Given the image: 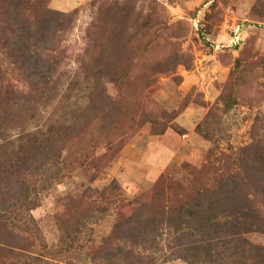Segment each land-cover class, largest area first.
<instances>
[{
	"label": "rangeland",
	"instance_id": "374dc122",
	"mask_svg": "<svg viewBox=\"0 0 264 264\" xmlns=\"http://www.w3.org/2000/svg\"><path fill=\"white\" fill-rule=\"evenodd\" d=\"M260 135L264 0H0V205L38 231L31 264H192L174 226L209 215L212 184L264 247Z\"/></svg>",
	"mask_w": 264,
	"mask_h": 264
},
{
	"label": "trees",
	"instance_id": "16d2710c",
	"mask_svg": "<svg viewBox=\"0 0 264 264\" xmlns=\"http://www.w3.org/2000/svg\"><path fill=\"white\" fill-rule=\"evenodd\" d=\"M48 11L40 10V15L46 16ZM38 15V17H41ZM130 72H127L123 77H126ZM30 99L27 102L26 108H30L32 103L36 102V99ZM43 97L41 96V99ZM14 107H19L21 104L16 101L10 102ZM6 104V103H5ZM23 106V105H22ZM5 114V113H2ZM260 137V145L263 143L264 136ZM33 144L36 143L35 138L30 139ZM256 151L260 153L261 169L264 173V153L260 149L256 148ZM39 157L44 167L54 161V157L47 153L44 147L39 151ZM21 165L20 169L21 170ZM43 170V168H41ZM45 173V172H44ZM212 182L215 184V180ZM163 190H167L172 184L171 180L167 178H161ZM220 181H218V184ZM211 191L200 192L197 195L201 196L205 193H211L210 199V212L206 218H202L197 221L196 225L182 224V226H174L173 233L178 236L180 240L185 242L174 243L178 251L185 252L189 258L188 262L192 261V264H264V247L252 244L247 236L253 232H259L257 230V221L260 219L259 213L251 209H244L239 212H226L217 211L216 209L221 205L223 199L214 192V186H209ZM213 188V189H212ZM26 201V196L23 198V202ZM2 202V200H0ZM23 207L22 201L16 199L12 208H6L4 205H0V264H31L36 261L33 257L28 255L30 251V239L34 238L37 232L30 228H21L14 226L10 221V215L19 213V210ZM193 209L186 210V207H171L169 214L178 216V219H190ZM193 218L197 215L193 213ZM160 216H164L162 210ZM203 217V216H202ZM163 223H165L163 221ZM170 226V225H169ZM171 227V226H170ZM122 225H117L114 228V233L121 230ZM136 233L141 234V230L137 229ZM142 235V234H141ZM25 236V237H24ZM191 238H197L196 241H192ZM118 240V247L122 243L129 242V238H116ZM192 241V242H187ZM195 242V243H194ZM175 249V248H174ZM119 248L116 249V254L112 255L111 259L106 258L103 264H132L124 259H118L117 253ZM92 254H90L91 256ZM38 261V260H37ZM95 259H91L86 264H94Z\"/></svg>",
	"mask_w": 264,
	"mask_h": 264
},
{
	"label": "built area",
	"instance_id": "2783aa9c",
	"mask_svg": "<svg viewBox=\"0 0 264 264\" xmlns=\"http://www.w3.org/2000/svg\"><path fill=\"white\" fill-rule=\"evenodd\" d=\"M239 28H236L235 30H234V42H233V44H234V46H236V45H239V39L238 38H236L237 37V34L239 33Z\"/></svg>",
	"mask_w": 264,
	"mask_h": 264
}]
</instances>
